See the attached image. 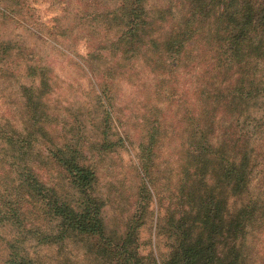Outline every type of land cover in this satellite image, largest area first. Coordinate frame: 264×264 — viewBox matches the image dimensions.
Returning <instances> with one entry per match:
<instances>
[{
  "label": "rangeland",
  "instance_id": "obj_1",
  "mask_svg": "<svg viewBox=\"0 0 264 264\" xmlns=\"http://www.w3.org/2000/svg\"><path fill=\"white\" fill-rule=\"evenodd\" d=\"M168 1L144 0L143 6L152 16ZM119 2L0 0V195H7L10 200L17 195L11 186L15 177L12 166L21 162L32 165L43 182L76 207L75 192L62 175L52 170L47 155L52 144L62 143L61 138L71 139L82 148L84 163L96 172V195L104 204L102 220L106 236L123 235L126 223L139 215L140 227L129 239L135 240L141 256L163 264L174 244L166 223L167 209L175 214L183 210L175 189L180 157L188 142L187 110L192 108L196 116L201 109V100L194 94L202 86L203 77L200 73L192 74L186 58L178 68H172L171 77L162 81L160 72L150 73L140 58L132 64L121 61L117 53L115 57L110 55L106 48L115 30L100 24L101 17L96 15L104 16ZM190 53L196 55L195 47ZM29 66L42 71L37 70L36 76L30 77L26 70ZM39 73L45 74L49 86L42 96L37 92ZM258 79L263 90V65ZM25 89L32 92L37 105L36 125L30 121L32 114L27 108ZM263 103L264 97L241 106L245 131L257 130L254 121L264 117ZM105 109L111 113L110 140L124 139L113 152L97 150ZM155 122L159 136L151 176L146 180L139 145L145 142L147 130ZM41 130L48 133L47 138L41 137ZM213 136H217L216 130ZM258 136L264 145V132ZM9 140L14 146L5 142ZM258 170L251 177L248 192L240 197H234L228 188L222 190L228 216L246 204L248 198H260L264 204V162ZM142 181L146 183V193L150 192L148 201L138 197ZM27 208L29 211L23 212L29 213L32 222L41 227L52 225L37 210L24 205ZM16 239L20 252L37 264H100L89 255L91 247L83 248L85 242L81 237L67 238L58 246H37L25 235L20 239L9 224L0 226V264H6V243ZM238 243L244 264H264V213L247 228Z\"/></svg>",
  "mask_w": 264,
  "mask_h": 264
},
{
  "label": "trees",
  "instance_id": "obj_2",
  "mask_svg": "<svg viewBox=\"0 0 264 264\" xmlns=\"http://www.w3.org/2000/svg\"><path fill=\"white\" fill-rule=\"evenodd\" d=\"M143 3L144 0H120L104 16L96 15L101 17L100 24L115 30L106 51L132 64L140 58L150 73L160 72L162 81L171 77L172 68H178L184 58L192 74L203 77L202 86L194 94L201 100V109L196 116L192 108L187 110L188 142L180 157L175 189L183 210L175 214L167 209L166 223L174 244L163 264H244L238 241L264 213V204L260 198H248L228 216L222 190L228 188L234 197L247 193L252 175L264 162V145L258 136L264 132V117L255 119L257 130L247 132L240 115L241 106L264 97L258 79L259 68L264 66V0H169L152 16ZM193 47L196 55L190 53ZM26 70L30 77L42 71L30 66ZM38 78L37 92L42 96L49 86L44 73H39ZM24 93L28 94L30 121L36 125L37 105L32 92L25 89ZM106 109L99 128V152H113L124 142L122 137L110 140L111 113ZM214 130L217 136H213ZM40 132L47 138L48 133ZM158 136L155 122L148 128L145 142L139 145L146 180L151 176ZM60 141L49 147L47 155L52 170L62 175L75 192L76 207L43 182L32 165L17 162L12 166L15 177L11 182L17 195L11 200L0 195V226L9 224L20 239L25 235L37 246H58L67 238L81 237L83 248L91 247L89 255L100 264H156L141 256L135 240L129 239L140 227L139 215L126 223L124 236H106L104 204L96 195V172L84 163V152L78 143L63 138ZM5 142L13 145L12 140ZM141 185L138 197L148 201L150 192L146 193L145 181ZM26 204L52 225L41 227L32 222L29 213L23 212L29 211L24 209ZM18 242L6 243V264H37L20 252Z\"/></svg>",
  "mask_w": 264,
  "mask_h": 264
}]
</instances>
